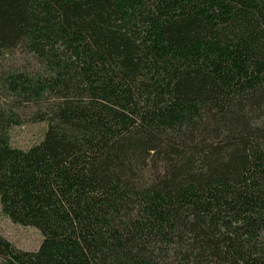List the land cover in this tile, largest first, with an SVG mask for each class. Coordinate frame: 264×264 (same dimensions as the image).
<instances>
[{
    "label": "trees",
    "instance_id": "obj_1",
    "mask_svg": "<svg viewBox=\"0 0 264 264\" xmlns=\"http://www.w3.org/2000/svg\"><path fill=\"white\" fill-rule=\"evenodd\" d=\"M17 51L0 209L43 240L0 264H264V0H0Z\"/></svg>",
    "mask_w": 264,
    "mask_h": 264
},
{
    "label": "rangeland",
    "instance_id": "obj_2",
    "mask_svg": "<svg viewBox=\"0 0 264 264\" xmlns=\"http://www.w3.org/2000/svg\"><path fill=\"white\" fill-rule=\"evenodd\" d=\"M35 63L17 51L9 55H0V78L14 71H33ZM22 125L14 126L10 130V142L14 148L27 150L39 143L46 131V124L33 123L29 114L33 113L31 108H23ZM0 235L10 242L14 247L22 251H37L42 243V235L34 228L22 227L14 224L3 216L0 209Z\"/></svg>",
    "mask_w": 264,
    "mask_h": 264
}]
</instances>
